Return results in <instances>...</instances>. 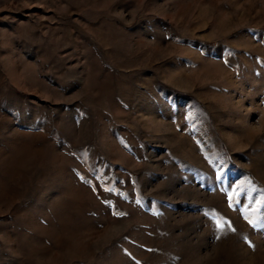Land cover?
Here are the masks:
<instances>
[{"label": "rangeland", "instance_id": "374dc122", "mask_svg": "<svg viewBox=\"0 0 264 264\" xmlns=\"http://www.w3.org/2000/svg\"><path fill=\"white\" fill-rule=\"evenodd\" d=\"M256 226L264 0H0V264H264Z\"/></svg>", "mask_w": 264, "mask_h": 264}, {"label": "crops", "instance_id": "0c3cea01", "mask_svg": "<svg viewBox=\"0 0 264 264\" xmlns=\"http://www.w3.org/2000/svg\"><path fill=\"white\" fill-rule=\"evenodd\" d=\"M255 230H256L255 231L256 233H259V232L264 233V226H256ZM263 236H264V234H263ZM262 244H264V237L262 238Z\"/></svg>", "mask_w": 264, "mask_h": 264}, {"label": "snow or ice", "instance_id": "6c2138e0", "mask_svg": "<svg viewBox=\"0 0 264 264\" xmlns=\"http://www.w3.org/2000/svg\"><path fill=\"white\" fill-rule=\"evenodd\" d=\"M249 222L251 223V221H249ZM217 227L221 228V227H223V225L217 224Z\"/></svg>", "mask_w": 264, "mask_h": 264}]
</instances>
